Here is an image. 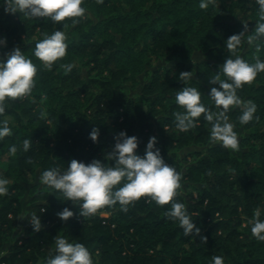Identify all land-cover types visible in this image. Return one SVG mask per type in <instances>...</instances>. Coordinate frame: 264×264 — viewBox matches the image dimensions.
Masks as SVG:
<instances>
[{
  "label": "trees",
  "instance_id": "16d2710c",
  "mask_svg": "<svg viewBox=\"0 0 264 264\" xmlns=\"http://www.w3.org/2000/svg\"><path fill=\"white\" fill-rule=\"evenodd\" d=\"M90 5H95L96 19L86 15L74 26L71 19L62 22L69 25L67 55L51 70L34 56V48L44 33L60 25L0 6V38H6L0 57L19 47L38 69L31 96L9 98L0 117L12 128L0 141V155H5L0 173L10 180L9 193L0 196V252L7 244L0 264H46L55 254L56 235L83 243L94 264H212L215 255L225 264H264V241L252 235L248 223L257 208L264 219V72L238 90L243 100L256 103L259 119L241 125L239 106L228 113L239 134V151L210 144V124L203 114L187 132L176 127L174 117L183 111L175 95L184 86L200 89L202 101L216 110L207 95L219 85L210 84V78L230 54L228 37L244 31V23L254 30L259 5L255 0H211L202 9L200 0H84L82 6ZM248 34L238 54L250 63L257 56L264 60V37L249 45ZM195 49L205 57L193 61ZM164 57L172 64L155 67ZM66 63L76 65L67 74L60 67ZM183 71H192V78L179 79ZM141 75L146 81L140 95L125 93L126 83L137 85ZM94 128L99 129L98 142L89 135ZM121 131L138 137L140 155L149 138H157L165 162L183 173L188 189L182 187L176 199L186 204L199 235L184 236L178 221L164 215L171 205L147 197L130 204L127 212L117 203L82 217L78 205L40 182L32 185L31 206L23 210L20 181L39 178L48 168H67L72 159L114 163L106 156ZM25 138L32 140L27 152ZM13 144L15 156L9 154ZM192 145L204 150L182 156L181 150ZM65 207L75 213L67 221L57 215ZM32 213L40 216L39 231L30 223Z\"/></svg>",
  "mask_w": 264,
  "mask_h": 264
},
{
  "label": "clouds",
  "instance_id": "9594fccd",
  "mask_svg": "<svg viewBox=\"0 0 264 264\" xmlns=\"http://www.w3.org/2000/svg\"><path fill=\"white\" fill-rule=\"evenodd\" d=\"M102 4L104 0H96ZM211 0H200V8L207 9ZM259 5V19L253 31H248V24L244 23V31L232 34L226 40V48L230 54L219 65V70L210 78V97L212 106L202 101L200 89L193 86H184L176 92L175 101L183 111L174 113L176 127L181 132L193 129L203 119L210 124V141L219 143L222 147L233 151L240 150L239 134L236 125L230 122L229 111L236 106L241 108L238 117L241 125L248 124L257 111V105L252 100H243L238 94L245 84L253 82L259 73L264 72V60L259 56L250 63L238 54L246 33L247 43L264 37V0H255ZM84 0H4L0 6L5 12L22 13L28 18H46L60 25L51 34L44 33L43 38L36 41L34 56L43 62L44 68L51 70L53 65L67 55V32L69 25L62 23L71 19L72 25L86 18L87 9L82 6ZM6 45V38H0V46ZM259 47V46H257ZM76 65L74 63L61 64L65 74L70 73ZM37 66L27 57L19 47L0 57V117L7 111V100L31 96L35 87ZM192 78V71H183L179 79L187 81ZM47 112H41V117ZM12 134L8 119H0V141ZM94 142H98L99 129L94 128L89 134ZM157 138H149L144 155L137 152L139 140L135 135L129 136L121 131L116 137L113 151L106 159L114 163H103L100 159H93L86 163L72 159L67 168L52 167L40 174V182L63 193L65 200H71L79 207L82 217L95 215L98 210L119 203L120 210L128 211V206L142 197L155 201L157 205L170 204L164 215L171 220L178 221L183 229L184 236L192 233L199 235L201 229L196 226L188 213L184 202L177 200L179 190L183 187V173L174 165L165 162L160 149L156 147ZM32 140L25 138L23 150L29 151ZM16 145L9 147V154L15 156ZM9 178L0 173V196L9 193ZM71 208L65 207L57 213L58 217L67 221L74 216ZM30 223L34 231H39L43 225L40 216L32 213ZM252 235L259 241H264V219H261V210H254L253 217L248 221ZM206 239V238H204ZM55 254L49 256L46 264H94L91 252L83 243L69 242L66 237L56 235ZM212 264H225L224 258L219 255L212 257Z\"/></svg>",
  "mask_w": 264,
  "mask_h": 264
},
{
  "label": "rangeland",
  "instance_id": "374dc122",
  "mask_svg": "<svg viewBox=\"0 0 264 264\" xmlns=\"http://www.w3.org/2000/svg\"><path fill=\"white\" fill-rule=\"evenodd\" d=\"M225 2L228 3L229 0H225ZM87 15L89 17H91L92 19H96L97 18L95 5H90L87 8ZM204 57H205V53L201 52L198 49H195L192 60L193 61H197V60L202 59ZM169 64H172V62L168 61L166 59V57H164L162 59H159V60L155 61V63H154L155 67H162L164 65H169ZM145 81H146V75H141L139 77V83L137 85H135V86L132 84L131 81H128L126 83L125 93H127L128 95H131V96L140 95L142 86L145 83ZM210 144H213V143H211V141H210ZM215 144H219V143H215ZM191 150H201V151H203L204 147L201 146V145H192L190 147H186V148L181 150V155L183 156L188 151H191ZM4 160H5V155H0V167L3 165ZM20 182L25 187V192L23 194L22 204H23V210L26 211L31 206V203H30L31 199H30L29 191H30L32 185H39L40 184V179L38 177H36L35 179H32L30 176H28L26 179H24V180H22ZM187 189L188 188H187V186L185 184L183 186V188H182V191L185 192ZM6 247H7V244L4 245V247H3L2 251L0 252V254H3V253L6 252Z\"/></svg>",
  "mask_w": 264,
  "mask_h": 264
}]
</instances>
